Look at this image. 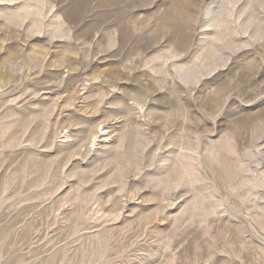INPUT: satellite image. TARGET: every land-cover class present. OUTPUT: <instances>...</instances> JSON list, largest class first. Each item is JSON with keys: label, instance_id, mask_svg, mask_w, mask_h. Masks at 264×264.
<instances>
[{"label": "rangeland", "instance_id": "obj_1", "mask_svg": "<svg viewBox=\"0 0 264 264\" xmlns=\"http://www.w3.org/2000/svg\"><path fill=\"white\" fill-rule=\"evenodd\" d=\"M0 264H264V0H0Z\"/></svg>", "mask_w": 264, "mask_h": 264}, {"label": "bare ground", "instance_id": "obj_2", "mask_svg": "<svg viewBox=\"0 0 264 264\" xmlns=\"http://www.w3.org/2000/svg\"><path fill=\"white\" fill-rule=\"evenodd\" d=\"M234 1H235V0H234ZM235 7H236V6H235ZM209 11H210V10H209ZM214 11H215V10H214ZM210 13H211V12H210ZM210 16H211V15H210ZM211 17H213V16H211ZM211 17H210V18H211ZM184 18H185V17H184ZM211 19H212V18H211ZM213 19H214V18H213ZM213 19H212L211 21H210L209 19H208V20H209L210 23H211V22L213 21ZM207 25H208V24H207ZM210 25H212V24H209V26H210ZM180 26H181V25H180ZM185 29H186V28H185ZM182 30H183V29H182ZM182 30H181V32H182V34L185 36V31H182ZM123 31H124V30H123ZM177 34H178V33H177ZM186 34H187V33H186ZM188 34H189V33H188ZM183 35H182V38H184ZM180 36H181V35H180ZM179 41H180V40H179ZM180 42H181V41H180ZM180 44H181V43H180Z\"/></svg>", "mask_w": 264, "mask_h": 264}]
</instances>
